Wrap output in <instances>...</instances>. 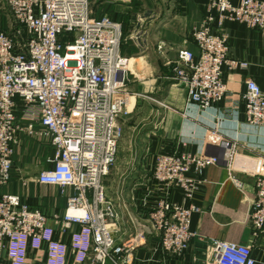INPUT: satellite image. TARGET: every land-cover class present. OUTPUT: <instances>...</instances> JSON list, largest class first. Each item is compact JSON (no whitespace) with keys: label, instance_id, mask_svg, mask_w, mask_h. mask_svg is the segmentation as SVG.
Listing matches in <instances>:
<instances>
[{"label":"built area","instance_id":"built-area-1","mask_svg":"<svg viewBox=\"0 0 264 264\" xmlns=\"http://www.w3.org/2000/svg\"><path fill=\"white\" fill-rule=\"evenodd\" d=\"M5 5L13 28H0V187L11 177L17 132L48 140L53 153L36 182L72 189L61 221L64 230L80 226L73 235L75 247L88 241L87 264H134L143 234L115 240L119 213L103 185L115 161L122 119L132 108L125 89V56L120 53L121 25L107 15L97 17L89 0H5ZM226 21L241 22L264 35V0H210L208 14L190 33L199 54L187 48L177 51L173 78L186 92L185 105L194 104L200 111L214 108L227 92L223 64L246 65L228 60ZM163 48V43L157 45L159 52ZM242 100L246 123L264 126V91L255 81L246 80ZM21 119L28 120L26 126ZM219 139L215 131L207 135V140ZM227 156L229 167L234 151ZM218 161L215 155L175 150L156 157L153 176L166 188H179L188 200L200 186L204 169ZM254 187L250 222L264 233V176L256 177ZM197 211L199 206L192 203L177 205L166 198L157 202L149 220L164 253L181 256L186 251L195 235L190 216ZM47 219L45 211L18 194L0 193V264H28V254L46 239ZM47 241L50 263L57 262L63 245ZM212 246L203 264L257 262L249 245L214 240ZM75 247L71 264L81 261L75 260Z\"/></svg>","mask_w":264,"mask_h":264},{"label":"crops","instance_id":"crops-1","mask_svg":"<svg viewBox=\"0 0 264 264\" xmlns=\"http://www.w3.org/2000/svg\"><path fill=\"white\" fill-rule=\"evenodd\" d=\"M209 1L91 0L97 10L103 8L111 20L120 23V53L132 60L125 75L132 108L122 119L118 155L104 179L106 195L119 213L115 240L143 234L142 243L134 250V264H203L211 255L214 240L249 245L256 264H264V233L253 228L249 217L255 179L264 176V126L246 123L242 100L248 79L264 91V35L238 22L224 23L228 60L246 65L223 64L221 77L227 92L214 108L200 111L194 104L185 105L186 92L173 78L179 49L199 54L190 33L208 14ZM0 28L8 32L13 28L5 0H0ZM159 43L164 44L162 52L157 50ZM20 123L26 126L28 120ZM33 125L38 127L37 122ZM213 131L220 137L218 142L207 140ZM13 148L20 152L16 157L12 154L11 177L0 193L18 194L23 202L48 215L46 239L28 254V264H71L76 246L73 235L80 226L64 230L61 220L66 198L73 191L36 182L38 172L48 167L46 158L53 148L48 140L23 131L17 132ZM175 150L219 157L218 163L204 169L200 186L188 200H183L179 188H166L153 176L156 157ZM230 151L234 157L228 167ZM31 173L33 177H27ZM162 198L177 205L199 206L190 216V230L195 235L181 256L162 251L160 236L149 220L150 211ZM47 238L49 244L63 245L57 262L50 263ZM87 246L88 241H83L81 247H75V260H81L77 264H87Z\"/></svg>","mask_w":264,"mask_h":264},{"label":"rangeland","instance_id":"rangeland-1","mask_svg":"<svg viewBox=\"0 0 264 264\" xmlns=\"http://www.w3.org/2000/svg\"><path fill=\"white\" fill-rule=\"evenodd\" d=\"M90 1V5H91V7H92V10L94 11V12H96V13H99V12H101V13H103V15H107L108 16V14H107V12H106V10H104L103 8H101V9H99V10H97L96 9V7H94V3H92L91 2V0H89ZM125 57H127V56H125ZM129 67H130V65H129ZM122 135V134H121ZM121 138V137H120ZM119 142V141H118ZM117 147H118V144H117ZM19 150H18V152L16 151V148H15V150H14V148H13V155L15 154V157L16 156H18L19 155ZM117 152H118V148H117ZM116 152V156L118 155V153ZM116 156H115V160H116ZM120 157V156H119ZM115 162V161H114ZM32 175H34V173H31L30 175H28L27 177H33ZM111 177V176H110ZM108 180H110V178L108 179ZM110 182V181H109ZM112 184H114L113 182H111ZM103 185H104V187H105V185H106V181H105V179L103 178ZM115 231H118L117 230V228L115 229Z\"/></svg>","mask_w":264,"mask_h":264},{"label":"bare ground","instance_id":"bare-ground-1","mask_svg":"<svg viewBox=\"0 0 264 264\" xmlns=\"http://www.w3.org/2000/svg\"><path fill=\"white\" fill-rule=\"evenodd\" d=\"M231 22H238V21H231ZM238 23H241V22H238ZM241 24H243V23H241ZM243 25H245V24H243ZM131 64H132V60L129 59L128 57H125V66H126L127 69L129 67V65H131ZM70 213L73 214V213H76V211L71 210Z\"/></svg>","mask_w":264,"mask_h":264}]
</instances>
